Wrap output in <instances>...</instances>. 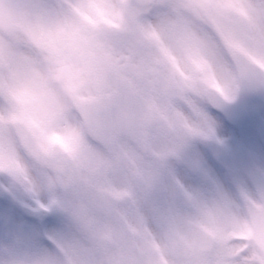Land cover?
Listing matches in <instances>:
<instances>
[{
	"label": "flooded vegetation",
	"instance_id": "af4514ba",
	"mask_svg": "<svg viewBox=\"0 0 264 264\" xmlns=\"http://www.w3.org/2000/svg\"><path fill=\"white\" fill-rule=\"evenodd\" d=\"M205 76L207 78H214L218 80L222 84H226L228 80L231 79V65L228 59L220 60L218 63H211L205 69ZM192 103H195V100L192 99ZM183 106H176L175 108V121L174 122H162L159 123V130L165 129H175L183 131L184 130V121H183ZM203 113L206 116V120L208 123L203 126L204 130L209 136H213V140L210 139H200L197 135L189 140L183 139L180 134V138H176L175 142H178L177 147L182 146L186 150V154H184L183 148H176L177 153L175 155L170 154L171 149H169L166 137L161 135V138H155L151 135V131L148 132L146 143L144 146V152L134 151L129 153L131 155V159L133 161V165L139 172L142 174V179L138 180V186H136V190L138 192L145 191L149 194V197L152 202L159 205L160 207H164L170 210L183 209V203L180 205V202L177 198L178 187L174 181L180 182L188 191H190L193 195L196 203L203 201L204 203L211 204L212 199L208 197L205 192H201L199 185L197 184L198 172L201 170L202 172H209L211 168L215 167V164H218L219 167L225 172L227 175L235 174H244L242 171L243 168L241 166V161H239L238 157V147L244 145L247 150L250 151L254 162L258 166V168L264 174V135L260 136V138H254V140L250 139H231V137H226L221 134V132H217V136L221 139H217L215 136L214 129L218 128V130L225 129L224 124L218 123L215 125L214 118L211 116L212 112L209 107L204 109L202 108ZM162 111V115H163ZM162 115L159 119L162 118ZM255 118H259L264 121V111H257L256 115L250 112V121L247 122L248 128L255 126L257 122L253 123L251 120ZM167 120V119H165ZM211 122V123H210ZM263 123V122H262ZM188 125L193 127V130H197L195 127V122H187ZM264 124V123H263ZM164 128H163V127ZM240 141V142H239ZM186 142V144H185ZM211 142H217L222 147L226 149L228 152V157L231 165L235 167L234 172H229V170L225 169L220 160L216 157L215 153L212 152L210 148ZM134 147H132V150ZM165 153V154H163ZM193 164L197 165L198 172L193 173L192 166ZM136 171V170H135ZM138 172V171H136ZM241 174L238 176L240 182V188L244 189L246 194V200L256 201L257 198L255 196V192H253L252 183ZM138 176V175H137ZM158 184L157 186H155ZM180 205V206H179ZM189 208V207H187ZM229 208L231 211H237V206L235 203H231L229 201Z\"/></svg>",
	"mask_w": 264,
	"mask_h": 264
},
{
	"label": "rangeland",
	"instance_id": "374dc122",
	"mask_svg": "<svg viewBox=\"0 0 264 264\" xmlns=\"http://www.w3.org/2000/svg\"><path fill=\"white\" fill-rule=\"evenodd\" d=\"M195 9V8H194ZM98 21V22H97ZM97 21H95L97 23L98 29L99 31H101L103 27V22L106 26L108 19H98ZM104 31H102L103 33ZM110 30H107L106 34H109ZM106 43H109L107 40H103ZM110 46L112 47V45L110 44ZM41 128V127H40ZM45 129L41 128L39 129V137L43 138L44 134H45ZM9 135H11L12 133L10 131H8ZM51 143V142H50ZM17 147H14L11 143V141H8V145L6 146V151H7V159H8V167H7V174H8V179H7V187L11 189V192L16 193L18 192V190L16 188H20V187H27L29 186L30 190H40L41 192L43 190L46 191V193L44 194V198L46 199L47 203H51L54 204V207L58 206L55 205V199H51L53 198L51 193H52V187L47 186V182L48 179L47 177L44 179H40L38 177V174H40V177H43L46 175L47 170L45 171L46 168H44L43 166L39 165L37 162H35L30 156L23 154L21 152L20 149H16ZM48 148H51L48 146ZM13 170H16V172H13ZM31 170L33 171L32 176H31ZM28 174V175H26ZM30 175V176H29ZM17 179H18V184L20 186H17ZM11 180L10 184L8 183ZM31 180V181H30ZM58 180V178H57ZM42 181H44L45 183H43ZM32 186V187H31ZM62 187V186H61ZM61 189V193L63 195L66 194L65 188L62 187ZM66 196V195H63ZM66 202V201H65ZM9 204V203H8ZM50 204V205H51ZM58 208V207H57ZM67 223L64 222L63 220V216H58L57 221L54 220L50 226L51 229H49V233L51 235L54 236V239L58 242V244L56 245V251L60 250V252L62 254H60L61 256H64V249H58L57 247L59 246H63L64 244L68 243L71 238L70 237H65L64 233H59L60 229H58L57 226H61L66 228V230L69 229V227L66 225ZM8 240L9 242L12 243H3L0 240V247L2 248L3 251V264H17L14 256L17 257V259L19 260V262L21 264H54V262L58 259V255H57V259L54 258V262L50 259V257L46 254V252L44 251L43 248H40V253L41 256H27V255H23L22 254V249L21 246H17L18 243L17 241L20 240L18 233L17 232H12L11 230L8 231L7 233V237L5 239V241ZM17 240V241H16ZM56 243V242H55ZM4 245V247H3ZM74 243L73 246L70 247H66L65 248V259H64V264H71L70 262H75V259H77V256L80 257L79 253H75V249H74ZM0 248V249H1ZM69 257V260L66 257ZM210 258H203L200 259L198 264H211L210 262ZM195 260H192V258H179L177 260V258H175V263L174 264H194ZM57 264V263H56Z\"/></svg>",
	"mask_w": 264,
	"mask_h": 264
},
{
	"label": "clouds",
	"instance_id": "9594fccd",
	"mask_svg": "<svg viewBox=\"0 0 264 264\" xmlns=\"http://www.w3.org/2000/svg\"><path fill=\"white\" fill-rule=\"evenodd\" d=\"M7 5L4 6L0 24H8ZM54 43L59 44V50L54 51L47 66L48 83L57 89L75 93L98 94L103 91L104 84L109 76V64L102 49L91 48L81 44L80 50L73 54L72 44L65 37Z\"/></svg>",
	"mask_w": 264,
	"mask_h": 264
}]
</instances>
